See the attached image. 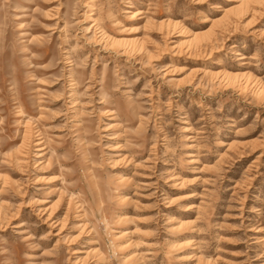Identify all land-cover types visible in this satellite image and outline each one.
Here are the masks:
<instances>
[{
	"label": "rangeland",
	"instance_id": "374dc122",
	"mask_svg": "<svg viewBox=\"0 0 264 264\" xmlns=\"http://www.w3.org/2000/svg\"><path fill=\"white\" fill-rule=\"evenodd\" d=\"M0 264H264V0H0Z\"/></svg>",
	"mask_w": 264,
	"mask_h": 264
}]
</instances>
